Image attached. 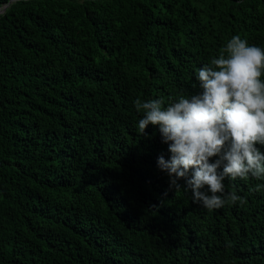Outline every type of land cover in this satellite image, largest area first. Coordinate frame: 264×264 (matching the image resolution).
<instances>
[{"label": "trees", "instance_id": "trees-1", "mask_svg": "<svg viewBox=\"0 0 264 264\" xmlns=\"http://www.w3.org/2000/svg\"><path fill=\"white\" fill-rule=\"evenodd\" d=\"M7 5L0 264H264V176L226 178L241 199L211 211L169 191L168 145L134 103L198 94L233 36L264 49V0Z\"/></svg>", "mask_w": 264, "mask_h": 264}, {"label": "clouds", "instance_id": "clouds-1", "mask_svg": "<svg viewBox=\"0 0 264 264\" xmlns=\"http://www.w3.org/2000/svg\"><path fill=\"white\" fill-rule=\"evenodd\" d=\"M262 76L264 49L236 35L199 70L198 94L166 108L161 100L134 102L144 114L142 135L150 124L158 125L168 145L170 158L159 156L157 166L168 176L169 191H190L193 203L211 211L241 199L226 192V178L264 176V152L257 147L264 146Z\"/></svg>", "mask_w": 264, "mask_h": 264}, {"label": "water", "instance_id": "water-1", "mask_svg": "<svg viewBox=\"0 0 264 264\" xmlns=\"http://www.w3.org/2000/svg\"><path fill=\"white\" fill-rule=\"evenodd\" d=\"M8 5L7 6H4L3 8L0 9V14L4 13L5 10L7 9Z\"/></svg>", "mask_w": 264, "mask_h": 264}]
</instances>
